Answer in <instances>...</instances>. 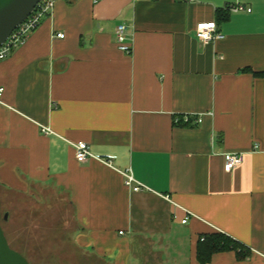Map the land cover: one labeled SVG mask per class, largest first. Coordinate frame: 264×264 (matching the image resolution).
I'll use <instances>...</instances> for the list:
<instances>
[{
  "label": "crops",
  "instance_id": "0c3cea01",
  "mask_svg": "<svg viewBox=\"0 0 264 264\" xmlns=\"http://www.w3.org/2000/svg\"><path fill=\"white\" fill-rule=\"evenodd\" d=\"M235 5L251 12L216 22L217 10ZM210 22L222 38L202 43L195 29ZM119 25L130 54L118 49ZM256 74H264V0H57L0 61V187L59 192L78 245L111 264H198V237L209 233L245 250L243 259L215 253L210 264H264ZM185 116L201 123L174 124ZM77 143L92 155L85 163ZM226 154L243 162L225 172ZM125 173L144 189L126 187Z\"/></svg>",
  "mask_w": 264,
  "mask_h": 264
},
{
  "label": "rangeland",
  "instance_id": "374dc122",
  "mask_svg": "<svg viewBox=\"0 0 264 264\" xmlns=\"http://www.w3.org/2000/svg\"><path fill=\"white\" fill-rule=\"evenodd\" d=\"M54 191L34 189L21 194L0 187L1 216L8 214L0 226L10 248L29 264H111L110 255L102 258L90 246L78 245L73 212ZM136 246L132 245L133 250ZM139 262L135 257L130 264Z\"/></svg>",
  "mask_w": 264,
  "mask_h": 264
},
{
  "label": "built area",
  "instance_id": "2783aa9c",
  "mask_svg": "<svg viewBox=\"0 0 264 264\" xmlns=\"http://www.w3.org/2000/svg\"><path fill=\"white\" fill-rule=\"evenodd\" d=\"M56 1L57 0H42L37 4V6L34 8V10L29 15V17L22 24H20L11 33V35L6 40V42L0 46V61L6 59L16 49L20 48L26 43L28 37L39 27L42 20L45 17L51 15ZM98 1L100 0H93L94 3H97ZM176 1L180 3H192L194 0H176ZM227 10L233 13L251 12L250 8H247L242 5L231 6L228 7ZM114 34H115L116 43L118 45V49L123 53L130 54L132 52V48L130 43H127L128 28L124 25H119L115 29ZM195 36L202 43H208L210 41L218 40L222 38L221 35L218 33L217 26L214 22L197 25L195 29ZM55 37L59 39H63L64 35L56 34ZM2 93H3V89L0 88V100L2 97ZM181 123L198 125L201 123V118L200 117L192 118L189 116L182 117V119L174 118L175 125H179ZM41 131L46 136L51 134V131L48 128L42 127ZM73 148L75 151V159L78 163H85L90 158H92V155L89 152L87 144L85 143L73 144ZM102 161L106 165H111V159L102 160ZM224 161H225L224 171L230 172L239 165H241V163L243 162V156L236 154H226L224 155ZM124 177H125L126 187L130 188L133 192H139L142 189H144L142 185L135 182L132 175L125 173ZM188 218L189 217L187 215L185 219L182 221V224H185Z\"/></svg>",
  "mask_w": 264,
  "mask_h": 264
},
{
  "label": "water",
  "instance_id": "95a60500",
  "mask_svg": "<svg viewBox=\"0 0 264 264\" xmlns=\"http://www.w3.org/2000/svg\"><path fill=\"white\" fill-rule=\"evenodd\" d=\"M42 0H0V46L11 33L22 24ZM8 214L1 216L0 223L6 221ZM0 264H29L17 251L10 248L0 226Z\"/></svg>",
  "mask_w": 264,
  "mask_h": 264
},
{
  "label": "trees",
  "instance_id": "16d2710c",
  "mask_svg": "<svg viewBox=\"0 0 264 264\" xmlns=\"http://www.w3.org/2000/svg\"><path fill=\"white\" fill-rule=\"evenodd\" d=\"M227 9L217 10L216 22L227 20L229 15ZM256 76H264V74H256ZM224 251H234L239 259L245 258L244 248L221 233L201 234L196 243L195 258L198 264H210L215 253Z\"/></svg>",
  "mask_w": 264,
  "mask_h": 264
}]
</instances>
